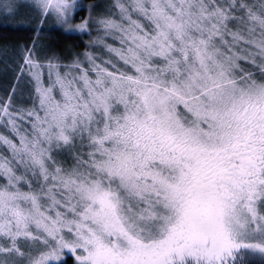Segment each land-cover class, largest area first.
<instances>
[{"label":"snow or ice","instance_id":"obj_1","mask_svg":"<svg viewBox=\"0 0 264 264\" xmlns=\"http://www.w3.org/2000/svg\"><path fill=\"white\" fill-rule=\"evenodd\" d=\"M37 3L67 22L68 0ZM115 7L98 21L119 44L107 59L50 63L45 84L25 57L31 106H0L16 138L0 135V264L64 249L78 264H249L264 255V0Z\"/></svg>","mask_w":264,"mask_h":264},{"label":"trees","instance_id":"obj_2","mask_svg":"<svg viewBox=\"0 0 264 264\" xmlns=\"http://www.w3.org/2000/svg\"><path fill=\"white\" fill-rule=\"evenodd\" d=\"M81 1L84 5L76 13L74 20L85 17L89 9L94 13L102 10L106 14L108 12L105 8H98L99 0ZM6 11L7 9H0V106L10 103L12 110L30 107V97L34 94L33 82L24 72L25 57H36L42 64L57 61L63 69L76 61L87 66L89 55L98 58L97 62L107 59L105 45L114 43L112 36L104 35L100 28L95 30L91 26L86 33L74 34L58 25L53 16L41 15L42 18L38 21L39 17H33L32 9L31 14L22 13L23 17L10 10L5 14ZM0 135L16 140L5 120H0ZM0 155H9L3 145H0ZM57 158L67 159L69 165L72 162L67 151ZM247 259L249 264H264V259L258 257L248 256ZM73 263L68 257L61 264Z\"/></svg>","mask_w":264,"mask_h":264},{"label":"rangeland","instance_id":"obj_3","mask_svg":"<svg viewBox=\"0 0 264 264\" xmlns=\"http://www.w3.org/2000/svg\"><path fill=\"white\" fill-rule=\"evenodd\" d=\"M69 4L72 5V7L70 8V13H69V18L67 20V22H64L62 20H60L56 14L54 12H49V13H45L43 11L42 8L39 7L37 0H9V1H1L0 5H4V4H11L14 5V7L12 8H5V7H0V9H7V11L5 12V14H7V12H9L8 10L12 11V13L14 12L16 15L23 17L21 14L24 12L26 14L30 13V10L32 9V15L33 17L38 16L39 20H41V15H50L51 17H55L56 23L58 25H60L61 27L66 28V30L68 32H72V33H77V34H81V33H86L88 32L89 28L91 26H93L96 29L100 28L101 30H103V34L106 35L105 30L103 29V27L98 23V21L101 18H107V17H111L114 19H118L119 18V10L115 7V3L116 0H99L100 6H98V8H105L108 12L107 14L105 12L102 11H98V13H94V11L92 12L90 9L88 10V12L86 13L85 17L82 18H78L75 19L77 21L74 20L76 16V13L83 7L84 4H82L83 2L81 0H68ZM123 2L127 3V0H123ZM261 2V0H249L248 3L254 4V5H258ZM11 13V14H12ZM31 14V13H30ZM75 16V17H74ZM44 18V17H43ZM44 21V19H43ZM87 22V23H85ZM84 25L83 28H81L80 26ZM41 26V25H39ZM109 37H111L110 35H107ZM113 39V37H112ZM114 40V39H113ZM110 43V42H109ZM114 46H119L118 42L114 41L113 43ZM30 59L36 63L40 65L39 71L42 73V78L45 82V84H47L48 82V72H49V68L48 65L50 64V62L47 63H41L39 62L36 57L34 58L33 56L30 57ZM52 64H56L58 65V71L61 72V74H63V72L67 71L68 68L63 69L61 66H59V64L57 63V61L51 62ZM246 64L245 68L247 71L253 73L257 78H259L260 76V69L259 67H257L256 65H252V64H248V63H244ZM24 72L26 74H28L29 79L33 82L32 77L29 74V67L28 65H25V70ZM33 87H34V82L32 83ZM11 130V129H10ZM16 139V138H15ZM18 142V141H17ZM4 180L3 178L0 179V183H3ZM26 185H25V190H26ZM4 243H7V241H4ZM21 248L23 251L27 252L28 249L27 247L24 246L23 242L21 243ZM80 254V250H77L76 253H73L72 251L68 250V249H64L61 253V260L58 262V264H61L62 261H64L65 258L70 257L71 261H73V264H78V261L76 259V256ZM249 256H254V257H258L261 259H264V255L260 254V253H250ZM4 257H0V259H2ZM8 259L10 260H16L17 264H27V257H24L23 259L17 258L14 254L12 257H8Z\"/></svg>","mask_w":264,"mask_h":264}]
</instances>
